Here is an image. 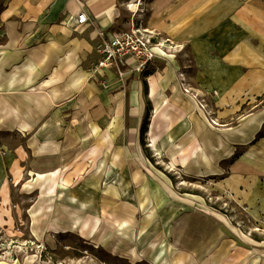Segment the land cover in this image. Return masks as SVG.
Returning a JSON list of instances; mask_svg holds the SVG:
<instances>
[{
	"label": "rangeland",
	"instance_id": "obj_1",
	"mask_svg": "<svg viewBox=\"0 0 264 264\" xmlns=\"http://www.w3.org/2000/svg\"><path fill=\"white\" fill-rule=\"evenodd\" d=\"M133 1L116 0L112 18L116 21L120 17L123 23L115 28L122 31L136 21L158 35L165 46L156 66L133 81L173 76L182 91L183 75L197 94L194 101L198 111L200 104L205 105L211 118L219 123L217 127L225 126L215 118L208 97L194 88L187 45L188 40L201 36L215 40L218 1H223L224 30L232 28V0H192L191 6L173 0L163 8L154 5L156 0H144L142 13L136 17L135 9L130 7ZM189 9L191 13L186 14ZM119 31L102 34L107 38ZM99 39L84 70L89 80L80 86L72 115L65 109L57 119L60 132L46 136V140L55 138L60 147L58 165L48 166L47 159L35 156L38 151L28 149V143L34 145L32 139L37 135L26 139V135L0 130V150L22 159L19 177L9 175L6 180L12 189L13 204L9 207H13L14 214L10 225L0 227V264H264V214L258 213L264 209V187L256 188L252 182L243 183L241 189L234 187L237 183L229 180V168L235 158L218 162L223 171L217 176L178 175L150 154L147 133L144 153L139 155L131 146V133L124 127L125 117L121 114L125 93L127 108H132L129 93L133 81H123L112 71H95L101 35ZM4 41L0 35V44ZM179 62L181 68L175 66ZM144 94H140V100ZM246 109L244 105L242 114ZM203 117L208 122L204 112ZM41 124L48 126L47 121ZM20 146L25 151L18 153L15 148ZM244 152L246 148L235 152V157ZM64 169H68L64 176L78 205L72 211L74 219H79L81 225L85 219L95 225L98 221L90 238L81 233L82 228L81 232H42L44 223L33 221L32 207H38L41 193L51 186L43 174L59 172L58 186L62 187ZM87 203L90 213L83 211ZM60 211L56 217V209L50 208L48 215L60 217L61 222L70 219L71 211L65 212L62 207Z\"/></svg>",
	"mask_w": 264,
	"mask_h": 264
},
{
	"label": "crops",
	"instance_id": "obj_2",
	"mask_svg": "<svg viewBox=\"0 0 264 264\" xmlns=\"http://www.w3.org/2000/svg\"><path fill=\"white\" fill-rule=\"evenodd\" d=\"M156 1L154 5L160 8L173 2ZM182 2L184 6L192 4V0ZM0 4L3 6L0 35L5 39L0 44V130L26 135V139L37 135L32 139L34 145L28 143V149L38 151L35 156L47 159L48 166L58 165L60 147L55 138L46 140L49 139L46 136L60 132L57 119L65 114V109L72 115L80 86L89 80L84 70L95 52L99 35L119 31L115 26L122 24L123 19L112 18L116 0H0ZM216 6L215 40L201 36L185 45L191 55L195 90L208 97L215 118L226 125L211 127L203 111H198L197 102L183 94L173 76H159L151 81L132 82L130 110L124 95L126 101L121 112L124 127L131 133V146L139 155L143 154L142 129L151 106L147 149L160 160L150 147L148 133L152 131L163 161L168 168H174L173 172L200 178L217 176L223 171L217 163L235 158L229 168V180L237 183L234 187L241 189L243 183L252 182L254 187L261 188L264 187V0H232V28L228 30H224L223 1ZM82 11L89 21L80 25L77 19ZM190 13L189 9L186 14ZM175 66L181 68L180 62ZM141 93H145L142 100ZM244 105L247 111L242 114ZM44 121L48 126L41 124ZM243 148L246 152L235 157V152ZM15 149L18 153L25 151L24 146ZM15 157L0 150V227L10 225L14 214L13 207H9L13 204L12 189L6 180L9 175H20L22 159ZM43 176L52 187L41 193L38 207H32L33 221L44 223L41 231L79 232L82 228L80 232L86 238L92 237L95 224L85 219L81 225L79 219H74L72 211L78 206L77 201L72 189L58 186L59 172H45ZM61 207L65 212L71 211L66 223L56 218ZM50 208L56 209V217L48 215ZM88 209L87 203L83 211L90 213ZM258 213L264 214V209Z\"/></svg>",
	"mask_w": 264,
	"mask_h": 264
},
{
	"label": "built area",
	"instance_id": "obj_3",
	"mask_svg": "<svg viewBox=\"0 0 264 264\" xmlns=\"http://www.w3.org/2000/svg\"><path fill=\"white\" fill-rule=\"evenodd\" d=\"M88 21L87 13L82 11L78 15L77 23L83 25ZM100 35L103 41L97 49L100 59L95 66V71L115 72L123 81L130 77L145 76L149 68L156 66V61L165 48L164 44L158 40V35H153L150 29L136 21H131L127 29L116 32L112 37L105 38L102 33ZM183 77L180 75L183 93L191 95L193 99L197 98V94L191 90ZM199 107L205 113L208 122L210 118L209 124L217 127L219 123L211 118L212 114L207 112L206 106L200 104Z\"/></svg>",
	"mask_w": 264,
	"mask_h": 264
},
{
	"label": "bare ground",
	"instance_id": "obj_4",
	"mask_svg": "<svg viewBox=\"0 0 264 264\" xmlns=\"http://www.w3.org/2000/svg\"><path fill=\"white\" fill-rule=\"evenodd\" d=\"M145 6V2H144V0H135V1H133V2H131V4H130V7L131 8H133V9H135L134 10V12L136 13V15H135V17L136 16H139L138 14H140V13H142V11H141V8L142 7H144ZM148 137H149V139H150V147H151V149H153L154 151H155V153H156V155H158V157L160 158V160L161 161H163V154H162V152L160 151V150H158L157 149V144H156V139H155V137L153 136V133H152V131H150L149 133H148ZM172 172L174 171V168L173 167H171V168H169ZM68 172V169H64V170H62V173H63V178H62V180H61V186L64 188V189H71V187L68 185V183H67V180H66V178H65V176H64V174H66ZM61 176V175H60ZM98 220V219H97ZM98 221H97V223H96V225L94 226V229L96 230L98 227Z\"/></svg>",
	"mask_w": 264,
	"mask_h": 264
},
{
	"label": "trees",
	"instance_id": "obj_5",
	"mask_svg": "<svg viewBox=\"0 0 264 264\" xmlns=\"http://www.w3.org/2000/svg\"><path fill=\"white\" fill-rule=\"evenodd\" d=\"M0 12H1V9H0ZM134 80V77H130L128 80H127V82L128 83H131L132 81ZM146 130H147V126H146V124L143 126V129H142V138H144V134L146 133Z\"/></svg>",
	"mask_w": 264,
	"mask_h": 264
}]
</instances>
